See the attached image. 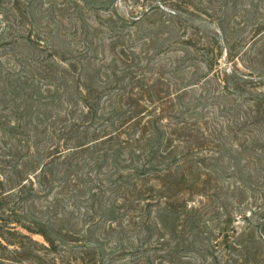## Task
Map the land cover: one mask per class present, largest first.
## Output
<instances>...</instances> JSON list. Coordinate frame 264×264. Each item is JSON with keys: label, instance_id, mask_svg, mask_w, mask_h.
Listing matches in <instances>:
<instances>
[{"label": "trees", "instance_id": "trees-1", "mask_svg": "<svg viewBox=\"0 0 264 264\" xmlns=\"http://www.w3.org/2000/svg\"><path fill=\"white\" fill-rule=\"evenodd\" d=\"M55 1L0 0V207L13 203L17 211L26 204L41 214L21 217L13 212L14 218L0 221L48 241V235L61 225L76 245L92 240L115 245L109 259L95 264H217V258L213 261L210 256L217 247L213 250L210 240L206 251L199 231L203 219L212 226L214 220L209 218L215 207L193 208L187 199L198 186L199 172L210 171L208 161L233 153L235 157L228 160L238 164L250 148H256L247 127L254 124L261 128L260 134L264 132V97H254L243 115L231 117L218 128L203 119L196 121L193 128L205 129L201 140L195 136V147L187 142L192 138L177 140L176 133L181 132L170 133L171 128L163 124L169 119L160 118L147 124V139L116 144L115 136L124 129L115 118L120 111L118 97L137 90L143 77L137 53L151 54L149 47L165 29L185 31L181 7L168 11L151 6L132 22L113 13L112 18L94 23L91 14L103 5L115 9V0ZM154 13L159 23L146 24L157 27V33L145 34V29L129 39L121 33L127 25L144 24ZM139 46L143 52L136 50ZM226 57L233 62L228 50ZM213 71L196 86L203 92L204 84L217 77L221 94L234 98L236 91L224 79L233 73ZM172 126L188 130L187 122ZM75 139L76 146L63 144ZM261 139L264 143V135ZM203 145L206 150L201 149ZM258 150L264 153V146ZM202 151L208 152L205 161L189 158ZM261 168L264 172V160ZM234 172L242 174L239 165ZM247 176L253 180V174ZM169 225L175 227L169 244L165 245V238L156 240L149 256L138 260L142 241L167 233ZM230 225L227 219L217 227L227 240Z\"/></svg>", "mask_w": 264, "mask_h": 264}, {"label": "rangeland", "instance_id": "rangeland-1", "mask_svg": "<svg viewBox=\"0 0 264 264\" xmlns=\"http://www.w3.org/2000/svg\"><path fill=\"white\" fill-rule=\"evenodd\" d=\"M114 3L115 9L103 5L108 9L102 7L94 11L89 18L97 23L100 19L112 18L115 13L132 22L134 18L142 17L151 6L169 11L175 10L174 6L177 5L181 7L179 12L185 27L182 29L185 30L183 33L172 29L161 31L154 46L149 47L151 54L143 56L137 53L142 58L138 67L144 69L139 72L143 77L138 83L137 90L134 92L131 90L123 93V97H118L117 108H120V111L115 118H119L117 123H123L124 129L120 136L119 134L115 136L116 144L128 139L136 140L137 137L140 141L147 139L149 132L147 124L160 118L169 119L163 124L171 128L170 133L175 129L181 132L176 133L179 138H176L177 140H181L182 137L186 140L192 138L187 142L195 147V136L201 140L200 133L205 129L203 126L193 128L191 125H196V121L203 119L209 126L218 128L231 117L237 119L243 115L245 107L249 106L250 100L254 97H264V0H115ZM157 20V13H154L144 24L134 28L127 25L121 33L128 39L130 36L133 37L132 35H142L141 32L145 29V34L157 33V27L146 24ZM218 28H222V31ZM141 40L144 41L142 38ZM190 43L192 46L188 45ZM136 50L143 52L140 46ZM227 50L234 57L233 62L232 58L229 60L226 57ZM149 58L151 61L147 65L145 60ZM208 62H211V65ZM216 69L227 75L233 73L224 79H228L230 87L236 91L234 98L221 94L217 77H212L204 84V93L201 91L202 87L196 86ZM226 101L235 103L227 104ZM135 118L138 119L133 120ZM178 121L187 122L188 126L184 127L188 130L172 126ZM102 123L97 122L101 126ZM106 124L107 122L105 126ZM260 129L254 124L247 127L252 142L254 139L251 145L256 148H250L238 164L228 160L229 156L235 157L233 153L215 157L212 162L208 161L210 171L202 169L199 172L196 180L198 186L194 194L187 199L193 208L206 205L212 210L215 207L216 212L209 218L214 220L212 226L206 225V220L203 219L199 231L201 245L206 251L210 240L213 241V250L217 247L215 251L211 250L210 254L213 261L217 258V264H264V172L261 168L264 153L258 150L264 146L261 139L264 132L263 135L260 134L258 132ZM78 142V139H75L63 144L76 146ZM206 146H201V149L206 150ZM207 155L208 152L202 151L199 156L190 154L189 158L196 160L197 157L205 161ZM86 157L81 159L85 160ZM237 165L240 166L242 174L234 172ZM101 171L106 173L104 168ZM125 172H129L128 169H125ZM248 173L253 174V180L248 179ZM207 175H210L209 178ZM152 184L153 187L157 186V183ZM232 186L236 189H232ZM238 188L241 189L237 190ZM213 196L219 199H211ZM13 212L21 217L26 213L30 216H41L38 208L37 213H33L26 204H21L15 211L13 203H8L0 207V220L5 222ZM227 219L231 221L229 240L224 239L227 236H222L220 229H217L219 221L225 222ZM3 222L0 221V264H95L97 261L109 259L107 256L115 250L113 247L115 245L110 247L95 240L76 245L69 239L71 236L62 231V228L65 230L67 228L61 225L48 235L47 238L51 240L48 241L41 235L31 234L18 225ZM26 224L23 223V226ZM174 230V225H169L167 233L155 234L153 239L148 237L149 241H142L143 249L138 260L143 255L149 256L148 250H153L151 247L156 240L163 242L160 238H165L167 243L165 245H168ZM148 244L150 246H147ZM192 257L198 260L197 256Z\"/></svg>", "mask_w": 264, "mask_h": 264}]
</instances>
